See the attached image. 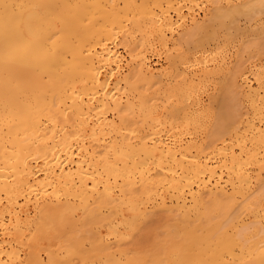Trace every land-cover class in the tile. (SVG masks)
Here are the masks:
<instances>
[{
    "label": "bare ground",
    "instance_id": "6f19581e",
    "mask_svg": "<svg viewBox=\"0 0 264 264\" xmlns=\"http://www.w3.org/2000/svg\"><path fill=\"white\" fill-rule=\"evenodd\" d=\"M0 264H264V0H0Z\"/></svg>",
    "mask_w": 264,
    "mask_h": 264
},
{
    "label": "rangeland",
    "instance_id": "374dc122",
    "mask_svg": "<svg viewBox=\"0 0 264 264\" xmlns=\"http://www.w3.org/2000/svg\"><path fill=\"white\" fill-rule=\"evenodd\" d=\"M200 6H201V5H200ZM198 10H199V9H197V11H198ZM197 11H196L195 17H196L197 20H201V19H202L201 17L203 16L202 10H199L198 13H197ZM197 15H198V16H197ZM201 15H202V16H201ZM199 16H200V17H199ZM198 17H199L200 19H199ZM176 32H178V31H176ZM161 55H162V56H157V55H156V56H152V57H151V60H152L153 63H155V64H154L155 66H160V65L164 62V55H163V54H161ZM160 57H161V58H160ZM161 62H162V63H161ZM207 89H208V92H212V90H211L212 88L210 87V85H209V87H207Z\"/></svg>",
    "mask_w": 264,
    "mask_h": 264
}]
</instances>
